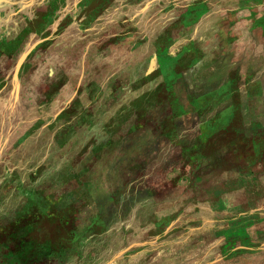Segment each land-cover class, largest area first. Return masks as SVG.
<instances>
[{"label":"rangeland","instance_id":"rangeland-1","mask_svg":"<svg viewBox=\"0 0 264 264\" xmlns=\"http://www.w3.org/2000/svg\"><path fill=\"white\" fill-rule=\"evenodd\" d=\"M0 264H264V0H0Z\"/></svg>","mask_w":264,"mask_h":264},{"label":"bare ground","instance_id":"bare-ground-1","mask_svg":"<svg viewBox=\"0 0 264 264\" xmlns=\"http://www.w3.org/2000/svg\"><path fill=\"white\" fill-rule=\"evenodd\" d=\"M135 216V215H134Z\"/></svg>","mask_w":264,"mask_h":264}]
</instances>
